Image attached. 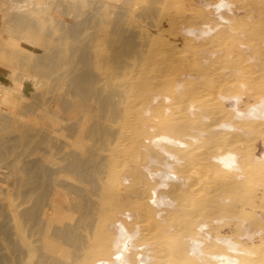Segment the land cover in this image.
I'll return each instance as SVG.
<instances>
[{
  "label": "rangeland",
  "instance_id": "rangeland-1",
  "mask_svg": "<svg viewBox=\"0 0 264 264\" xmlns=\"http://www.w3.org/2000/svg\"><path fill=\"white\" fill-rule=\"evenodd\" d=\"M202 4L206 5L204 0ZM37 5V11L21 13L37 25L29 28L31 37L21 40L23 47L32 49L28 64L45 67H38V75L14 76L17 104L15 110L6 111V123L0 126L5 134L0 141L4 143L0 264L5 257L9 264H49L47 257L52 264H116L123 247L121 227L133 237L131 250L135 248L126 254L125 263L138 264L141 254L150 258L149 264H199L210 255L215 258L212 263L209 259L211 264L219 263L217 258L242 264L239 227L246 224L247 228L250 217L264 212V170L255 173L251 166L259 144L264 147V122L239 125L249 137L224 135L195 145L197 130L209 133L227 117L217 99L224 84L196 56L207 48L222 51L228 40L191 45L190 34L196 28L183 18L196 15L204 19L200 8L197 12L190 9L191 0H38ZM117 31L132 38V53L124 68L111 75L110 66L108 75L110 82L123 89L125 116L122 122L107 123L117 137L105 139L107 145L102 149L93 137L80 133L96 116L99 120V114L67 109L65 102L73 96L65 77L73 70L71 66L79 69L89 64L97 73L107 71L105 57L123 45L115 41ZM234 54L239 57L237 51ZM242 70L241 83L258 88L253 71L244 62ZM4 99L9 100L6 91ZM202 118L209 124H202ZM120 123L128 129L127 142L119 139ZM71 126H75L73 131ZM83 147L96 148L103 158V167L95 175L96 186L74 173L58 172L67 164L66 148ZM220 150L223 155L242 156L245 180L239 182L236 174L222 173L210 164L209 157ZM36 166L40 168L37 180L33 175ZM170 166L181 181L165 188L159 173ZM54 194L61 208L54 224H69L73 231L75 222L85 215L84 209L75 211V205H93L91 220L79 231L80 244L65 243L74 240L75 233L71 240L46 239L34 217L30 221L22 217L36 201H52ZM164 226L176 230L168 248L179 247L180 251L166 249ZM199 226H207L211 237L199 236ZM253 226L264 228L257 221ZM192 240L204 242L203 254L189 255L196 249ZM222 246L227 248L222 250Z\"/></svg>",
  "mask_w": 264,
  "mask_h": 264
},
{
  "label": "crops",
  "instance_id": "crops-1",
  "mask_svg": "<svg viewBox=\"0 0 264 264\" xmlns=\"http://www.w3.org/2000/svg\"><path fill=\"white\" fill-rule=\"evenodd\" d=\"M204 1L205 6H203L202 0H191L190 8L194 9L195 12L200 8L204 12V19L196 15H189L185 16L183 21L192 22L196 28L190 34L192 38L191 45L193 46L204 43L207 45L213 39L228 40L227 46H224L222 51L215 52L207 48V51H199L196 56L198 61L211 67L214 70L216 79L224 84L225 88L217 95V99L227 117L209 133L205 134L203 131L197 130L195 145H201L206 140L215 138L220 140L224 138L226 133L249 137L250 134L243 132L239 125L264 122V0ZM37 2L38 0H0V126L6 123V111L15 110L14 107L17 104L14 76L38 75L41 73L38 70L37 63L28 64L27 59L32 49L23 47V40H21L23 37L24 39L31 37L32 35L29 36L28 32L29 28L37 26L32 24L30 20L23 19L21 13L37 11ZM215 4H217V7H213ZM215 10L216 13L220 14L219 16H217ZM248 28L252 29L251 33ZM237 29L241 31H237ZM181 43H184L185 46V41H181ZM234 51L238 52V58L235 56ZM243 62L253 71L259 83L258 88L254 86L247 87L241 83L240 80L244 75ZM233 81L235 83H232ZM219 86H222V84ZM4 91L9 95L8 101L4 99ZM201 123L209 124V121L207 118H202ZM4 140L5 134L0 130V141ZM3 147L4 143L0 142V163L4 158ZM222 151H217L219 156L215 151H212L215 154L209 157L210 164L222 173L236 174L239 182L245 180L241 174L243 169L242 156L223 155ZM251 166L254 172L257 169L264 170V147L260 144L257 153L251 160ZM167 168L165 167L162 172L167 171ZM255 178H258V176H255ZM179 181L181 179L178 178L173 181L165 180L163 186L167 188L170 186L169 183L178 184ZM168 202L172 203V200ZM165 203H167V200H165ZM165 207H168L167 204H165ZM250 219L252 221L247 223V228L246 224H244L245 227H239L238 240L244 250L242 253L245 254L250 252L264 235L263 227L260 230L253 226L256 221L264 225V212H260L250 217ZM175 234L176 230L174 228L163 227L162 236L165 238L166 249L169 251H180L179 247L175 249L168 248L172 245L169 237L175 236ZM179 241L182 243V241L185 242V239H179ZM226 248L227 246H222V250ZM227 253L225 252V254ZM211 256L199 264H209Z\"/></svg>",
  "mask_w": 264,
  "mask_h": 264
},
{
  "label": "bare ground",
  "instance_id": "bare-ground-1",
  "mask_svg": "<svg viewBox=\"0 0 264 264\" xmlns=\"http://www.w3.org/2000/svg\"><path fill=\"white\" fill-rule=\"evenodd\" d=\"M115 37V41H120L123 44L121 47H116L113 50V54L107 55L105 57V65L107 67V71L105 72H96L92 71L90 67H94L92 65H86L83 68H75V66H71L73 69L72 71L67 72V76L65 77V81L69 83V93L73 96V100H69L65 102L67 109H79L80 111H89V112H97L99 114V120L96 116L92 125H83L80 129L81 136H90L97 140L98 144L101 146L102 149L106 148L107 143L104 142L105 139L112 138L113 136L117 137L116 134L113 135L111 129L108 128L107 123L111 122L112 120L121 121L125 116V112H123V102L121 101L124 97V92L120 87L113 84L109 81L108 75L110 73V66H111V75L119 74L120 71L124 68V62L126 58L132 53L131 48V37H129L124 31H117ZM39 67H45L43 63L38 64ZM103 75V80L101 76ZM125 111V110H124ZM122 119V120H121ZM75 126H71L69 130L73 131ZM128 129L126 125H122L120 123L118 127V136L119 139L124 142L129 141V137L126 136ZM121 135V136H120ZM234 134L230 133L225 136L232 137ZM236 135V134H235ZM53 148L60 150V147ZM201 149V148H200ZM199 150V149H198ZM58 152H62L61 150ZM67 157V164L59 169L58 172L67 171L70 173H74L81 178L82 181L88 182L94 186L97 185V180L95 175L97 174L100 167H103V158L99 156L98 150L96 148H86L83 147L81 150H66L64 151ZM200 152V150L198 151ZM40 171L39 166H36L33 170V175L35 176L36 180L38 179V173ZM56 171V175L58 174ZM160 177L163 179V183L165 180L173 181L177 179V175L175 174V169L173 166L167 168V171L160 172ZM49 185H47L48 187ZM83 189H81V198H84L85 195ZM29 195L28 193H24ZM52 201H36V206L33 207L31 210L27 208L24 210L22 217L30 221L31 217H34L37 225L41 226V232L45 236L46 239L55 237L64 238L65 240H71V236L75 233V239L72 241H65L66 244L74 243L80 244L81 243V236L79 231L81 228L85 227L86 222L90 221L92 218L93 213V205L90 203L83 205L77 204L75 205V211L77 209H84L85 215L83 218L77 220L75 222V231H73V227H70L69 224H54V219L57 218V214L61 210L58 207L56 194L53 195ZM155 199V198H154ZM159 199V198H158ZM197 200V199H196ZM195 200V203L199 202ZM155 203V200L154 202ZM161 203L157 204L160 205ZM42 210L41 214L40 210ZM64 209V208H63ZM69 212V210H66ZM35 213V214H34ZM73 213V211H72ZM70 217V224L73 226V214ZM68 219V218H65ZM63 219V222L64 220ZM62 223V221H59ZM199 236L205 235L206 238L211 237L210 229L207 226H199ZM40 232V233H41ZM121 233V241L123 243V247L121 253L116 255V264H129L125 263V256L129 254L131 251L135 250L133 247L131 250V241L133 242V237L128 235L127 232L123 227L120 229ZM199 236L197 239H199ZM193 246L196 248L195 251L191 250L189 255H201L203 254V248H205L204 242H196L192 240ZM138 249V248H137ZM16 255L18 260L22 258V255L19 249H16ZM242 259H244L242 264H264V235L260 239V241L253 246L250 252L247 254L241 253ZM138 264H149L150 258L144 257L143 255L139 254L138 257ZM215 259L211 256V263ZM219 263L217 264H230L228 261H225L223 258H217ZM47 263L52 264L51 258L47 257ZM210 263V264H211ZM215 263V262H214ZM4 264H9L8 257L4 258ZM43 264L46 262L43 261ZM100 264V263H99Z\"/></svg>",
  "mask_w": 264,
  "mask_h": 264
},
{
  "label": "built area",
  "instance_id": "built-area-1",
  "mask_svg": "<svg viewBox=\"0 0 264 264\" xmlns=\"http://www.w3.org/2000/svg\"><path fill=\"white\" fill-rule=\"evenodd\" d=\"M193 246V243L191 244ZM196 250V249H195ZM195 250H192V251H195Z\"/></svg>",
  "mask_w": 264,
  "mask_h": 264
}]
</instances>
